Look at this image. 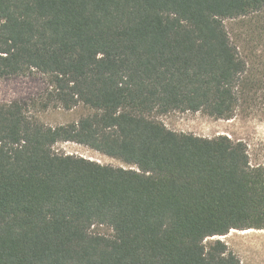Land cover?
I'll return each mask as SVG.
<instances>
[{"label": "trees", "instance_id": "obj_1", "mask_svg": "<svg viewBox=\"0 0 264 264\" xmlns=\"http://www.w3.org/2000/svg\"><path fill=\"white\" fill-rule=\"evenodd\" d=\"M226 19L246 20L264 70V0H0V79L39 72L50 90L33 109L91 112L50 127L0 104V264H240L204 240L264 230V166L242 142L153 118L233 117L251 61Z\"/></svg>", "mask_w": 264, "mask_h": 264}, {"label": "rangeland", "instance_id": "obj_2", "mask_svg": "<svg viewBox=\"0 0 264 264\" xmlns=\"http://www.w3.org/2000/svg\"><path fill=\"white\" fill-rule=\"evenodd\" d=\"M223 23L239 52L251 61L249 70L244 76L233 117L224 120L208 117L201 112L173 111L164 115H155L153 118L175 133L193 134L205 138L224 135L232 141L242 142L246 145L250 164L264 166V70L258 64L259 57L263 58V53L259 51V47L248 45L245 40L249 33L245 19H226ZM49 90L48 77L36 71L28 77L0 79V104L27 103L30 115L50 127L67 125L91 114L90 110L82 105L70 110L57 107H49L46 110L33 109L32 103L45 97ZM53 150L57 154L75 155L101 165L127 167L117 159L71 142H58L53 145ZM92 230L107 237L112 235L111 230L105 226H97ZM217 239L227 245L228 250L238 258L240 264H264V230L251 229L247 233L232 230L225 236L208 238L204 240V244L207 247Z\"/></svg>", "mask_w": 264, "mask_h": 264}, {"label": "bare ground", "instance_id": "obj_3", "mask_svg": "<svg viewBox=\"0 0 264 264\" xmlns=\"http://www.w3.org/2000/svg\"><path fill=\"white\" fill-rule=\"evenodd\" d=\"M248 231H249V230H248ZM248 231H245V232L247 233Z\"/></svg>", "mask_w": 264, "mask_h": 264}]
</instances>
